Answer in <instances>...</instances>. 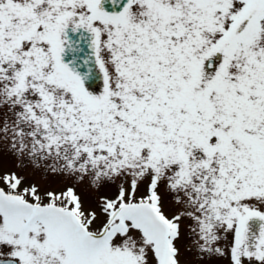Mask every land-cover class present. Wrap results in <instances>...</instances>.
I'll list each match as a JSON object with an SVG mask.
<instances>
[{
    "label": "snow or ice",
    "instance_id": "6c2138e0",
    "mask_svg": "<svg viewBox=\"0 0 264 264\" xmlns=\"http://www.w3.org/2000/svg\"><path fill=\"white\" fill-rule=\"evenodd\" d=\"M264 264V0H0V264Z\"/></svg>",
    "mask_w": 264,
    "mask_h": 264
},
{
    "label": "rangeland",
    "instance_id": "374dc122",
    "mask_svg": "<svg viewBox=\"0 0 264 264\" xmlns=\"http://www.w3.org/2000/svg\"><path fill=\"white\" fill-rule=\"evenodd\" d=\"M197 264H202V262H197Z\"/></svg>",
    "mask_w": 264,
    "mask_h": 264
}]
</instances>
